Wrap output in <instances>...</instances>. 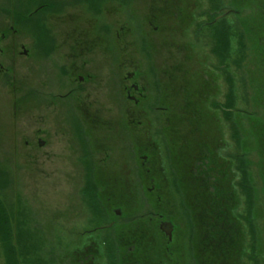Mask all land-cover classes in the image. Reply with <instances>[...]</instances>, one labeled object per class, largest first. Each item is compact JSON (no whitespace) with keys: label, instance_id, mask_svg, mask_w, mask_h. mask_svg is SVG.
<instances>
[{"label":"rangeland","instance_id":"374dc122","mask_svg":"<svg viewBox=\"0 0 264 264\" xmlns=\"http://www.w3.org/2000/svg\"><path fill=\"white\" fill-rule=\"evenodd\" d=\"M41 1H47L50 7L32 13L42 7L40 5L44 2ZM83 1L0 0V203L3 206L0 210H3L7 226L2 228L0 224V264H77L83 257L80 253L83 252V239L89 234L87 229L93 228L97 218L85 192L91 180L90 170L94 181L98 177L97 181L105 188L114 181L108 177L115 178L116 172L128 167L132 170L130 178L134 180L135 189L138 188L135 195L127 200L128 212L133 219H146L150 217L153 209L150 204H153L172 216L169 219H177L179 225L188 230L189 236L192 234L195 238V243L189 237L185 244L187 263L192 264L189 260L192 253L195 254L197 230L202 225L198 222V215L203 213L205 217L208 214L212 218L218 217L210 213L208 208L213 205L207 207L209 200L202 201L207 208L195 210L193 215L192 194L182 179L181 157L173 155L168 159L165 151L170 144L175 147L176 139L174 127L166 125L167 120L177 125L178 132L185 137L189 136L187 129L190 128L195 133L196 127L199 131L209 130L212 133L214 127L220 130L222 141H225V150L220 154L223 157L224 151L229 152L231 178L217 209L221 204L218 211L224 215L231 213L238 220H251L254 238H251L252 233L245 222L237 221L239 223L234 229H239L242 245V230L245 228L247 252L244 262L264 264V153L262 155L260 147L254 144L248 146L255 137L245 127L247 125L244 126L246 121L236 132L231 117L226 115L231 111H241L244 115L255 112L258 116L263 113L261 104L254 101L256 84L264 82V61L262 57L257 60L260 50L254 45L255 37L264 26L262 2L195 0L191 6L195 18H184L182 21L169 18L166 32L164 27L146 20L150 5L158 7L163 0ZM97 7L101 9L97 17L102 27L107 29L102 40L104 49L101 50L103 52L94 50L88 56L85 72L96 76L94 81L102 79L105 82L110 80L109 77H112L111 80L118 79L117 74L137 69L146 79L144 84L149 88L155 107L162 104L163 96L160 97L158 85L155 83L154 88L152 81H161L163 64L172 70L173 66L169 64L180 62L172 71L165 73L171 76L168 80L170 93L166 100H169V107L178 112L164 115L151 109L143 116L127 114V101L121 98L119 92H113L108 87H98L102 90L99 102L103 106L96 113L84 115L69 109L72 104L59 96L65 92L63 72L68 62L65 47L59 46L66 36L64 22L79 18V14L86 20V16H91L89 11ZM211 7L219 8V14L232 10L223 18L224 26L231 32L230 54L224 62L211 50L213 37L209 23L214 18L208 14ZM34 18L37 24L40 23L36 29L33 27L36 24ZM122 25L131 26L130 31H120L118 38L115 31ZM155 26L157 28L153 29ZM261 32L263 34V30ZM238 35L243 36L245 46L241 59ZM12 47L15 50L12 51ZM121 62L133 64L121 68V71L115 66ZM186 81H193L197 89L204 83L213 84L210 92L195 99V109H200V112L195 114V122L191 123L183 121L182 112L175 108L185 101L183 94L177 93V87ZM231 83L237 90V106L225 112L219 107L208 111L207 107L225 102ZM21 84L30 94L20 93L22 98L16 99L15 93ZM36 90L40 93L39 99L30 96ZM112 93L114 96L119 94L116 101ZM237 118L243 122L240 116ZM114 121L119 125L115 136ZM146 123H150L152 140L159 144L162 154L165 153L163 166L168 170V178L159 176L155 180L156 185L162 187L163 192L165 190L161 200L155 197L149 199L148 184L143 183L137 171L142 159L136 156L134 159L128 142V134L135 140L142 134L144 136ZM38 138L44 141L41 147L36 144ZM237 158L242 161L241 170L238 169V161H235ZM172 169L178 170L179 176L173 174ZM241 180L244 183L239 185ZM250 187L254 188L253 191L248 190ZM100 195V203L110 212L107 215L105 212L98 219L107 220L120 206L113 200L121 195L110 194L105 189ZM247 198L253 201L249 205L246 204ZM123 218L127 219L126 215ZM103 244L108 246L107 242Z\"/></svg>","mask_w":264,"mask_h":264},{"label":"flooded vegetation","instance_id":"af4514ba","mask_svg":"<svg viewBox=\"0 0 264 264\" xmlns=\"http://www.w3.org/2000/svg\"><path fill=\"white\" fill-rule=\"evenodd\" d=\"M163 1V4L158 7L150 5V10H148L146 14L148 18H143L150 23L153 22L164 27L166 32V22L169 18H177L180 21L184 18H195V13L191 10V6L194 5L195 0H185V2L183 0ZM81 2L84 3L85 1L81 0ZM40 9L41 8H36L32 13H38ZM100 10L101 9L97 7L95 10L89 11L91 16H86V20L89 19V22L88 20H84L81 14H79V18L75 17L64 22L67 27L66 36L59 46L65 47V59H67L68 62L66 63L67 66L64 68L66 71L64 70L63 72L65 73V92L59 96L63 98L66 103L69 101L72 104L69 109L84 115L96 113V111L102 108L103 105L99 102V96L102 90H99V88L102 89L103 87H108L113 92H119L120 95H122L121 98L127 101L126 104H128V106H126L127 114L143 116L149 114L151 109L158 110L157 112L164 115H173V113L178 112L169 107V100H166L170 93L168 80H171V76L165 74L170 70V68H166L165 64L162 66L164 69L161 71V81H152L154 88H156V84L158 85L160 97L163 96L162 104L159 103V106H155V102V107H153V102L149 95V88L144 84L146 79L137 69H131L126 72V74H117V77H119L118 79L111 80L112 77H109L110 80L105 82L102 79L100 81H94L96 76L89 75L85 72V68L89 63L88 56L92 54L94 50L100 52L104 49L102 40L106 37L104 30L107 31V29L102 27L101 21H99V17H97ZM231 11L232 10H228L225 14H218L214 17V20L225 18L227 14H231ZM131 15L133 16L132 13ZM130 27L120 26L115 31L116 36L119 38L120 31H130ZM156 28L157 26L153 29ZM3 36L4 33L1 37ZM115 41L117 40L115 39ZM13 48L15 47H12V51L15 50ZM131 64L133 63L128 64L121 62V64H116L115 66H117L118 70H121V68H126L131 66ZM171 64L172 63H170L169 66H173L174 68L181 63L176 62L175 65ZM199 86L200 87L197 89L193 81H186L185 83H180V86L177 87V93H182L185 101L183 103L181 101L175 108L185 113L188 118L189 115L200 112V109H195V99L201 97L204 93H201V91L207 89V85L201 84ZM212 87L213 84H210L207 92L206 90L205 92H210ZM26 89L27 88L21 84L17 93H15L16 99H19V97L22 98L20 93L27 94L28 92ZM20 90L22 92H20ZM39 94V91L36 90V92L32 93L30 96L34 99L36 97L39 99ZM113 94L114 93H112V95ZM112 95H110V97ZM118 96L119 94L114 96V101H116ZM27 97L29 98V95ZM109 108L115 109L114 107ZM212 108L213 107H207V110L209 111V109ZM219 109L224 112L231 108L219 107ZM167 119L168 118H166V120ZM137 124L138 126H142L140 123ZM112 125L115 128V136L116 132L118 133L119 125L115 121ZM166 125L174 127L175 132L173 133L176 136V139H174L175 147L173 148L170 144V146H167L165 149L167 158L171 159L173 155L176 157L179 155L177 158H183V156L188 155V159H185L186 168L181 170L182 178L185 175L191 178L195 177V188H197V190L201 189L209 193L220 194L214 207L208 208L210 213L217 215L218 218L209 217V214L205 217V214L201 213L198 215L197 212L198 222H202V225L198 228L199 230H197V245L194 244L195 254L192 253L189 261L192 264H238L239 261L232 260L231 213L227 212L228 215H226V213L224 215V213L220 211L215 212L219 201L223 200L222 194H225L227 183L229 184V179L231 178V160L230 157H228L229 154H227L229 152L224 151L225 156L223 157L220 154L225 150V141H222L220 130L214 127V132L212 133L209 132V130L199 131L196 127V133L194 130L189 129L190 137L187 138V136L184 137V134L178 132L177 125H174L171 121L167 120ZM144 127H146L143 131L144 136L142 134V137L138 140H135L134 136L128 134L130 151H132L134 159L135 156L142 159L140 160L137 171L143 183L148 184L146 189L150 192L149 199L155 197L154 199L157 198L161 200L165 190L163 192V188L158 187L155 180H158L159 176L166 180L168 178V170L163 166V156H165V153L162 154V149L159 144L152 140L150 135V123L144 124ZM25 144H28V140H25ZM36 144L38 147H41L44 141L38 138ZM88 156L91 158L90 155ZM124 157L126 158V156ZM219 158L220 161H218ZM89 168L91 169V164H89ZM116 173L117 177H108L109 179H114V181L104 188L103 185L97 181L98 177L94 181V177L91 175L90 170L89 177L91 180L89 182V187L93 190V193L100 194V192L105 189L108 193H115L123 196L137 191L138 188L135 189L134 180L130 178V176H132V170L129 167L128 169H120L119 172ZM172 173L179 176V171L176 169H172ZM210 180L212 181L211 183ZM113 203L119 204L120 206L112 213L114 216H111L107 220L104 218L98 219V217L102 216L105 212L107 215L110 209H105L104 211L102 203L96 204L97 206L95 207L92 206V212L97 217L94 220L96 223L93 225V228L87 229L88 231L86 230L89 234H86L83 239V252L80 253L83 257L77 264H188L185 244L188 242L189 237L192 242H194L195 238L192 234L189 236L188 230L181 227L177 219H169L172 216L166 215V213L159 210L161 207H155L153 204H150L153 209L149 214V218L133 219V215L128 212L129 204L126 205L127 201L122 204L120 201L113 200ZM203 203L206 204L202 202L201 205L198 199L194 197L191 204L194 216L195 210L199 211V209L212 206L211 202L207 204V207H204ZM220 206L221 204L219 205V209ZM1 208H3V206L0 203V209ZM153 211L156 212L153 213ZM166 211L169 212L168 210ZM125 215L127 219L123 218ZM105 242L108 243V246L104 247L105 244L103 243Z\"/></svg>","mask_w":264,"mask_h":264},{"label":"trees","instance_id":"16d2710c","mask_svg":"<svg viewBox=\"0 0 264 264\" xmlns=\"http://www.w3.org/2000/svg\"><path fill=\"white\" fill-rule=\"evenodd\" d=\"M257 1L262 2V6H264V4H263L264 0H257ZM41 2H44L40 5V6H42L41 9H44L45 7H50V5L48 4L47 1H41ZM218 9L219 8L213 7L209 13L211 15H213L214 17H216L219 14ZM34 14H36V13H34ZM223 20H224L223 18L218 19V20H214V18L212 17L211 21L209 23V26L212 27V37H213V47L211 48V50L220 59L221 62H224L229 57V54H230V36H231V32H229L228 28L224 26ZM36 22H37V20H36V18H34V23H36ZM39 25H40V23L34 24V26H33L34 29H36V27H38ZM261 30H263V34H262ZM261 30H259L260 32L257 34V37H255V39H254V45H256V47L260 50V51H258V54L256 56L257 60H258V58L262 57V61H264V40L262 39V36L264 38V26H262ZM37 33H39V32H37ZM232 36H233V34H232ZM238 36H239L238 37V43H239L238 46L240 48L239 49V53H240L239 56L241 59V57H243V55H244L243 51L245 49V46L243 43V36L242 35H238ZM37 39H39V38H37ZM232 83H234L233 80H232ZM232 83H231V88L229 90V93H228V96H227V99L225 100V102L223 104L222 103L214 104L213 105L214 109H216L217 107L234 108L235 106H237L236 105V98H235L237 90H236V87ZM204 84L207 85V89H208L209 85L212 83L209 82V83H204ZM207 89H203L201 91V93L204 92L201 95V97L207 94L206 93ZM205 90H206V92H205ZM254 91H255L254 92L255 93L254 101L258 104H261L260 107L263 108L262 115L258 116L255 112H253V114L250 113L248 115H244L241 113V111H240V113H235L232 111L227 112L226 115H228V118L231 117V119H230L231 122L233 124H235V127L233 130H235L236 132L243 127V124L246 121V124H244V126L247 125L245 127L255 137V139L252 140L248 144V146L252 147V144H254L255 147H257V146L260 147V149H261L260 152L263 155V153H264V82H263V84H260V85L256 84ZM19 99H20V97H19ZM181 116L185 117V119L183 121H186L187 123H191V121L195 122V114L189 115V118H188V116H186L185 113H182ZM239 116L242 118L243 122L240 121V118L236 119V117H239ZM244 117H246L247 119L244 120ZM201 120H202V118H201ZM187 130L189 132V129H187ZM189 137L190 136H187V138H189ZM187 157H188V155H185V156H183V158H180V160H179V164L181 165L182 170H183V168H186L185 159H188ZM238 160H239V158L235 159V161H238ZM238 163H239L238 169L241 170L243 167L242 161H238ZM187 169H188V166H187ZM184 175H185V173H184ZM182 179H183V182H185L189 186L188 187L185 185L188 192H191L192 199H194V197H195L198 199V201L200 203H202V201L209 200L214 207L217 198L220 197V194L212 193V192L209 193V192H206V190L204 191L201 189L197 190V188H195V177L191 178V177L185 175V176H183ZM242 183H244V180H241L239 182V185ZM236 184L238 186V182ZM252 189H254V188H251V187L248 188L249 191H253ZM85 192H86L88 198L90 199L89 204H92L95 207V206H97L96 204L100 203V201H99L100 200L99 196H101L100 194L93 193V190L89 186H87V189ZM133 194L135 195V193H131V194H125L123 196H120L117 199V201H120L122 204H124V203H126L125 199L127 201L128 198H130V196H132ZM115 195H118V194H115ZM246 201H247L246 204H248V205H249V202H253V201L249 200L248 198L246 199ZM105 209H106V207H105V205H103V210L105 211ZM247 210H246V212H247ZM216 211H218L217 208L215 209V212ZM0 219H1L0 224H1L2 228L7 227L6 226V220L4 221L3 210H0ZM231 220H232V238H231L232 260L239 261L238 264H246V262H244L245 258H246V252H247V247H246L247 239L245 237L246 232L244 230L245 228L242 230L244 237L242 236V245H240V243H241V242H239L240 231L237 234L236 233L237 231L235 232V230H234V226L236 223L238 224L239 222H241V223L245 222V224H247L249 227V231L252 233L251 238H254V229H253V226L251 224V220L250 219H245V220L243 219V221H241V220H238V218L234 217V216H231ZM237 221H239V222H237ZM243 225H244V223H243ZM235 228H238V227L236 226ZM10 251H11V249H10ZM11 254H12V251H11ZM251 255H252V253H251Z\"/></svg>","mask_w":264,"mask_h":264},{"label":"bare ground","instance_id":"6f19581e","mask_svg":"<svg viewBox=\"0 0 264 264\" xmlns=\"http://www.w3.org/2000/svg\"><path fill=\"white\" fill-rule=\"evenodd\" d=\"M245 230V229H244ZM235 232H236V230H235ZM239 232V229L237 230V232L236 233H238Z\"/></svg>","mask_w":264,"mask_h":264}]
</instances>
